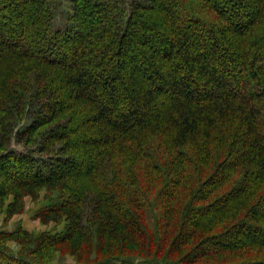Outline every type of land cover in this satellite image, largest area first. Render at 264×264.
Instances as JSON below:
<instances>
[{
    "label": "trees",
    "instance_id": "1",
    "mask_svg": "<svg viewBox=\"0 0 264 264\" xmlns=\"http://www.w3.org/2000/svg\"><path fill=\"white\" fill-rule=\"evenodd\" d=\"M69 3L0 0V264H264V0Z\"/></svg>",
    "mask_w": 264,
    "mask_h": 264
},
{
    "label": "rangeland",
    "instance_id": "2",
    "mask_svg": "<svg viewBox=\"0 0 264 264\" xmlns=\"http://www.w3.org/2000/svg\"><path fill=\"white\" fill-rule=\"evenodd\" d=\"M71 13V4L69 0H63V6L57 14L55 19V27L61 29L66 24V15ZM27 124L19 123L14 130L21 131ZM12 135L11 147L18 152H26L21 143H19L16 136ZM43 159H47L46 157ZM19 194L11 195L4 207L0 211V246L8 249L9 251L16 253L21 246L17 242L16 237H9L17 229H21L28 233L38 235L40 233L56 234L63 231L64 222L55 223L54 220L43 219L37 214L54 203L56 194L47 190L46 188L40 189L38 193L25 194L19 199ZM19 199V200H18ZM18 206L17 210H14V206ZM148 220L153 224L151 211L148 214ZM73 246H67L66 251L63 249H57L53 255V261L51 264H76V255L72 252Z\"/></svg>",
    "mask_w": 264,
    "mask_h": 264
}]
</instances>
